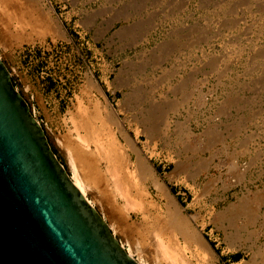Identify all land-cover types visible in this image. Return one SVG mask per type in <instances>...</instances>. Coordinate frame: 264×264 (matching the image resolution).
<instances>
[{"label": "rangeland", "instance_id": "rangeland-1", "mask_svg": "<svg viewBox=\"0 0 264 264\" xmlns=\"http://www.w3.org/2000/svg\"><path fill=\"white\" fill-rule=\"evenodd\" d=\"M2 1L0 57L70 176L73 161L75 178H86L65 146L75 120L89 139L116 140L134 169L141 149L153 175L134 195L157 183L164 194L180 191L182 216L211 249L192 250L177 236L186 261L264 264V203L257 215L246 207L257 194L264 200V0ZM151 98L165 111L170 99L176 108L162 113L170 124L158 119L161 128L150 134ZM89 152L105 174L104 149ZM179 171L190 187L172 181ZM103 188L90 186L88 195L118 218L122 198ZM165 225L155 229L173 234ZM256 228L260 238L250 233ZM237 232L230 247L228 235ZM152 240L127 247L146 264H171Z\"/></svg>", "mask_w": 264, "mask_h": 264}, {"label": "water", "instance_id": "water-1", "mask_svg": "<svg viewBox=\"0 0 264 264\" xmlns=\"http://www.w3.org/2000/svg\"><path fill=\"white\" fill-rule=\"evenodd\" d=\"M0 264H139L72 180L1 58Z\"/></svg>", "mask_w": 264, "mask_h": 264}, {"label": "bare ground", "instance_id": "bare-ground-1", "mask_svg": "<svg viewBox=\"0 0 264 264\" xmlns=\"http://www.w3.org/2000/svg\"><path fill=\"white\" fill-rule=\"evenodd\" d=\"M10 16H12V18H15L14 16H16V15H15L14 12L11 11ZM57 21L58 20H56V22ZM59 23H60V21H59ZM58 26L60 28V25L59 24H58ZM59 28H58L59 33H63V30L62 29H59ZM169 101H170V103L171 102H173V103L170 104ZM169 101H166V103L168 102V104H169V105H167L168 109L172 110L173 108H176L175 105H174V103H176V102H174L173 100L171 101V99ZM150 102L152 104L151 116H155V118H156V120H154L153 119L154 117H150V118L148 117L150 119V125L146 126V128L149 131V133L151 134L152 132L154 133V131H156V132L159 131L158 129L161 128L160 124H158L159 122H162L161 124H163V122H166V124H170V123L168 122L169 120L167 119V116H166V118H164V114L162 115V113H165V112L167 113V111H168V109H167V111H165L164 108H163V106H162V103L164 105V102L163 101H160V100L158 101L157 99L154 100L152 98H151ZM149 107H150V105H149ZM82 108H83V106H82ZM81 110H83V109H81ZM148 111H150V110H148ZM108 118H110V117H108ZM113 119L114 118H112V120ZM158 119H159V122H158ZM36 120L40 124V122L38 121L37 118H36ZM73 123H74V128L76 130V132H75L76 134L73 137H67L66 138L65 146H66V149L68 150L67 153H69L70 156L73 155L76 158V160L79 162V165H80L81 170H83L85 172V174H86V178H82L80 180H78L77 178H75V175H77L76 172L78 171V168H77L76 163L72 161V166H73L74 172H73V175H71V178L75 182V184L80 189H82L87 195H88V192H87L88 187H90V186L93 187L94 186V188H96V187L98 188L100 186L101 187L104 186L103 190L107 194H109L110 197L114 198V196H119V197L122 198V201L123 202L118 205V208L129 207V208H131L133 210H139L140 208H142L143 202L141 200H139V198H137V196L134 195L132 191H133V188H136L137 187V185H138V183H139L140 180L142 181L143 179H146V177L150 173L152 174V169L149 166L147 159L144 158L140 154L141 153L140 152L141 149L138 150L136 147H133V149L136 148L135 151L138 154V163H136L138 165H137V168L134 169L133 167H131V164L132 163L130 164L129 160L127 159V156L125 155L126 153H123L124 150L122 149V146L120 144H118L116 140H111L110 139L107 144L105 143L106 145H102L96 139H89L85 133H83L80 130H78L77 123H76L75 120H73ZM120 128H123V127H120ZM178 129L179 128H177V130ZM130 141H131V139H130ZM132 144H131V147H132ZM93 148H95V149L103 148L104 149V158H105L106 163H107V167H106L105 174L99 168L100 166L98 167L97 159H96L95 154L89 152V150H92ZM125 150H126V148H125ZM202 160H205V159H202ZM178 166H179V164H178ZM234 166L235 165L233 164V167ZM157 187L158 188L159 187H163V185L157 183ZM163 191H165L164 188H163ZM167 191H168V189H167ZM170 198H171V196H170ZM195 198H198V197H195ZM173 203H172V205H173ZM246 203L248 204L246 207H249V206L252 207L253 210H254V213L257 215L258 214L257 211L260 209L259 206H261V204L264 203L263 196L262 195L260 196V195L257 194V195H255L254 199H252V200L248 199L246 201ZM174 206H176V205H174ZM243 208H245V207H243ZM174 209L168 211L169 212V220H168V222H169V226H171V228L173 230V234H171L172 236H170V240L167 241L164 238V236L162 235L163 230H162V233H161L159 231V229H154L153 236L156 239L154 241L156 242V246H157V247H155V249L156 248L158 249L159 256L163 257L164 259H166L167 261H169V263H171V264H174V263L175 264H192L191 262L186 261V259L184 257L183 251L185 253V247L186 246L183 247V245L181 246L178 243L177 233H182L185 238H187V237H190L191 239L194 238L195 239L194 243H196V245L198 244V246H201L202 248H204L207 251H209L211 249L208 250L207 244L205 243L203 237L201 236V234L198 231H192V230H189L188 228L181 227L179 225L180 214L178 213V211H177L176 208H174ZM239 211H241V210H239ZM188 212H189V215L193 219H195L194 216H193V214L190 212V205L188 206ZM255 218H257V217H255ZM164 226H166V225H164ZM259 229H257V228L254 229V230L252 229L250 231V233H252L253 236H256V238H260V236H262V232L260 231L261 229L260 230ZM164 231H165V229H164ZM239 237H240V235L238 234V232L235 235H232L231 233H229L228 238H229V245H230V247L233 245V243L237 239H239ZM125 248L129 252V254L131 256H133L139 262V264H146L141 259L136 258L130 248H128V247H125ZM207 253L209 254L210 252H207ZM208 254H205V255H208ZM211 254H212V252H211ZM156 258H157V256H156ZM156 262H157V260H156Z\"/></svg>", "mask_w": 264, "mask_h": 264}, {"label": "crops", "instance_id": "crops-1", "mask_svg": "<svg viewBox=\"0 0 264 264\" xmlns=\"http://www.w3.org/2000/svg\"><path fill=\"white\" fill-rule=\"evenodd\" d=\"M152 175L153 174L150 173L146 177V179H144V182H146L148 180L147 178H150V176ZM186 176L187 173L185 172H181V171L175 172L172 176V181L179 182V185L180 184L187 185L188 187H190L191 180L189 179L185 180ZM141 188H142V194L137 195V198H139V200L143 202L142 208H140L139 210H133L129 207L118 208L117 209L118 218H110L105 211L103 212L100 211L99 207L96 204L97 200L94 201L91 197H89L92 200V202L94 201L96 207L106 219L114 235L125 247L130 246L131 248L134 249L136 245L142 243L146 245L151 244L153 230L157 227H162L167 223V221L169 220L168 211L173 210L174 208H176L178 213L180 214L179 225L181 227L188 228L189 230L192 231H198L203 237L202 230L198 226L192 228L193 226H190V224H188L187 218H184L182 216L181 214L182 210L175 196L176 193L180 192L179 190L177 191L170 190L172 192V195H168L160 191L154 184L148 189L145 187V185H141ZM209 207H210V203L209 204L207 203V208L209 209ZM163 211L165 212L164 216L162 215ZM131 212H135L134 216L130 215ZM170 234L171 231L169 229H165L163 236L164 238L167 239V237ZM177 236L181 244L187 242L190 246L196 245V243H194L195 241L194 238L193 239H191L190 237L184 238L180 233H177ZM201 252L202 249H198V251L195 252V256L201 258L200 255ZM202 261L206 263L204 259ZM162 262L164 261L159 260L157 264L159 263L166 264Z\"/></svg>", "mask_w": 264, "mask_h": 264}, {"label": "built area", "instance_id": "built-area-1", "mask_svg": "<svg viewBox=\"0 0 264 264\" xmlns=\"http://www.w3.org/2000/svg\"><path fill=\"white\" fill-rule=\"evenodd\" d=\"M190 247H191L190 249H192V250H196L197 249V247L195 245H192Z\"/></svg>", "mask_w": 264, "mask_h": 264}, {"label": "trees", "instance_id": "trees-1", "mask_svg": "<svg viewBox=\"0 0 264 264\" xmlns=\"http://www.w3.org/2000/svg\"><path fill=\"white\" fill-rule=\"evenodd\" d=\"M54 150V149H53ZM54 152H55V150H54Z\"/></svg>", "mask_w": 264, "mask_h": 264}]
</instances>
